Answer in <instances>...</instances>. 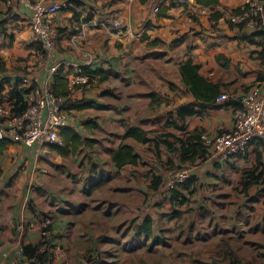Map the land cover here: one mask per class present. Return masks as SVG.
I'll use <instances>...</instances> for the list:
<instances>
[{"label": "crops", "instance_id": "crops-1", "mask_svg": "<svg viewBox=\"0 0 264 264\" xmlns=\"http://www.w3.org/2000/svg\"><path fill=\"white\" fill-rule=\"evenodd\" d=\"M33 1L51 4L57 0ZM65 1L69 2L70 8L66 14L56 17L59 31L68 27V30L62 31L57 39L58 61L80 60L83 52L88 51L93 58V65L89 70L99 69L104 72L102 74L104 77L93 75L95 80L87 88L69 90V95L62 98L65 108L72 113L75 121L64 130L65 138L60 134L64 144L59 147L65 146L67 152L61 154L60 149L53 147L54 152H57L54 156L57 161V174L61 173L60 168H64L62 158L78 153V149L85 145H89L93 157L90 159L91 171L87 176L89 180L86 181L84 189L89 196L69 197L67 193H57L55 197L58 199L54 200L57 206L52 212L58 221L62 220L60 224L64 225L72 213L76 212L75 217L84 214L82 223L85 232L87 231L84 247L92 249L87 259H91L93 264H114L119 256L107 250L98 254L94 248L107 243L105 237L108 222L117 221L119 217L124 218L128 212L139 208V187L134 186V181L139 178L140 166L145 162L139 148L147 146L151 151L158 153L157 148L165 146L170 157L168 166L175 168L174 164L178 163V158L181 161V153L179 149L174 151L169 149L167 142L178 147L180 144L176 142L175 137L185 139L187 134L196 129L203 131L202 136L216 134L230 128L233 123V110L236 105L230 101L218 106H209L206 109L209 116L193 115L185 120L176 117L180 106L195 101L192 94L186 100H182L173 91L175 86L180 88L185 86L180 64L191 59L200 65V73L207 80L220 83L223 93L228 90V83L231 80L239 79L240 83L253 81L258 73H261L260 78L263 77L264 66L257 58L256 51L259 47L236 39L237 31L231 29L227 21L223 20L217 25L210 21L212 13L219 12L228 16L245 0H221L219 4L211 7H204L195 0H187L184 4L168 0L165 3L166 9L157 15L152 11L154 0H147L145 3L140 0ZM26 11L22 9L21 0H0V85H3L0 93L4 95L2 99H6L5 101L0 98V104L11 102L9 91L14 83H18L19 89L26 87L17 80L19 71L44 76L54 64L53 60L45 58L39 50L28 24ZM110 14L122 20L129 28L104 25L103 17ZM76 24L83 25L86 32L84 39L76 34L74 28ZM71 27L74 28L72 35L69 32ZM219 55L229 59V67L225 68L217 61ZM237 64L243 68L241 75L234 71ZM64 68L69 80L74 68L67 65ZM258 83L264 84V79L256 84ZM75 91L81 100L72 103L71 98L74 96L72 93ZM30 93L29 88L25 92L26 97ZM241 93L228 95L236 97ZM167 99L171 102L167 103ZM67 103L71 104L67 106ZM86 103H88L86 107L80 106ZM157 108L160 112L173 116V122L178 125L174 127L170 122L171 118L164 119L167 129L179 131L182 128L184 135L173 131L164 133L163 136L156 135ZM193 117L195 124L189 127L183 125ZM81 129L88 131L89 135H83ZM129 129L145 135L149 141L144 142L135 136H127ZM73 136H76L75 139ZM74 144L79 145L75 150ZM0 145V264H29L33 258L27 257L24 253V246L29 243L40 244V251L48 250L49 258L46 264H72L65 252L62 254L63 257H53L51 252L53 245L48 234L46 235L48 237H45L44 231L41 234L34 233L29 227L42 218L40 195L46 199L52 193H39L20 186L21 181L29 176V172L20 169L22 155H8V151L11 149L29 151L28 148L21 143L13 142ZM128 149H131L136 158L127 157L126 163L119 166L115 154L125 153ZM254 157L253 154L232 156L224 162L213 161L208 157L204 161H212L215 168L227 170L245 163L250 165ZM34 162L31 160V175L38 168H42ZM188 163L192 164L187 162L180 165ZM253 167L255 168V165ZM237 173L241 181L236 184V189L231 190L225 185L215 195L211 194L209 189L198 188L194 182L189 188L177 187V190L188 198L183 205H173L172 191L167 187V197L176 212L171 215L173 220L179 218L180 237L184 246L196 247V251L185 250L186 253L178 259L181 264H193L195 260H199L201 264H264V185L251 183L245 176L246 172L232 171L233 179ZM257 173L258 171L255 172ZM148 176L147 178H152L149 189L158 190L161 185L155 189L151 184L155 177L159 176H153V173ZM2 178L6 185L1 181ZM114 180L119 183L115 187L104 189L103 192H100L101 185H96L100 181L101 184L103 181L110 184ZM96 192L100 196L94 203L89 204L91 195ZM194 197L200 206L198 209L196 206L193 207ZM31 203L33 205H29ZM23 221L27 224L26 230H22ZM124 221L126 220L123 219L118 226ZM150 221L151 233L139 231L140 225L144 222L138 224V232L142 233L140 234L142 237L153 235L157 239L154 230L156 224L151 218ZM85 232L75 231L73 234ZM134 236L135 232H132V240ZM159 244H164V240H159L156 245ZM74 256L78 258L79 264L84 261L81 260L79 253Z\"/></svg>", "mask_w": 264, "mask_h": 264}, {"label": "rangeland", "instance_id": "rangeland-1", "mask_svg": "<svg viewBox=\"0 0 264 264\" xmlns=\"http://www.w3.org/2000/svg\"><path fill=\"white\" fill-rule=\"evenodd\" d=\"M63 1L64 0H57L56 2H63ZM155 3L156 0L152 2V11L154 14L157 15L159 12L166 9L164 3L161 6L160 11L158 12L155 11L154 10ZM69 8L70 5L68 4L67 8L61 10L57 14V16L66 14ZM28 24L30 25L29 19H28ZM61 29L62 31H65L68 30V27L66 26ZM72 30H74L73 27H71V30L69 31L71 35H72ZM62 31H59L58 29V34L62 33ZM34 38L36 40L39 50L45 56V58H47L44 52L42 51V48L38 43L35 35ZM234 69H235L234 71L238 72L240 75L241 73H243V68H241L239 64H237ZM251 70L253 71L254 69ZM19 72L20 73H18V75L33 73V72H23V71H19ZM233 74L234 72H232V75ZM260 76L261 73H258L253 81L244 82V83H240L239 79L231 80L230 83H228L229 87L227 88L228 90L226 91V93L235 94V93L244 92L249 88L253 87L257 82L262 81ZM8 87H6V89ZM173 91L182 100H186L187 97H189L191 94L184 85L182 86V88H180L179 86H175V88L173 87ZM1 93H0L1 95L0 98L1 100H3L4 98L2 99V97L4 95H2ZM72 95H74L71 98L72 103L73 102L77 103L81 100V99L79 100L80 96L76 91L72 93ZM4 100L6 101V99ZM168 102L170 103L171 101L167 99V103ZM70 104L71 103H67V106H69ZM63 106H64V102H63ZM206 113H208V111H206L205 114ZM209 115L206 114V116ZM167 118H171L172 121L174 120L173 116H168L167 113L163 111L160 112L157 108L155 115L156 135L163 136L164 133H168L170 131H173L176 134L184 135V131L182 128H180L179 131L173 129L168 130L167 129L168 127H166L165 126L166 124L164 123V119ZM82 122L83 121H81V123ZM185 124L188 125V127L190 125L195 124V117L189 118L188 122L184 123L183 125ZM83 129L85 128L83 127ZM83 129H81V131ZM82 134L89 135V132L82 131ZM28 150L29 151L11 149L10 151H8V155H18V156L22 155L20 169L22 171L24 170L29 172V176L27 175L21 181L20 186H22V188L24 189L27 188L30 191H36L39 193L40 192L52 193L46 199L43 197V195H40L41 196L40 206L41 208H43L40 215H42L43 219L41 218V220L38 223H33V225H29V227H31L32 232L34 233L37 232L39 234H41L45 228L47 229V234L50 238L51 244L53 245V249H52L53 251L51 250V252L53 253V257L55 258L58 256L63 257L64 255L62 254L65 252V254L70 257L72 264H79L78 258L74 256L76 253H79L81 260H84L83 262H80L81 264H93L91 259L89 260L87 259L92 249H90V247L88 248V246L84 247L86 243L85 238L87 231L85 232L86 229L83 227L82 222L85 215L81 214V216L75 217L76 212L73 209V212L75 213L72 214L70 213L71 214L70 218L68 219V221L67 220L65 221V225H64L63 223L60 224V221L62 220L58 221L57 216H55V214L52 212V209H54L55 206H57L54 203V200L58 199L55 197V194L57 193H62V192L67 193L69 194V197L70 196L72 197V195H74L75 197L89 196V194H87L86 191H84V189L86 187L85 185L86 181L89 180L87 176L91 171V169L89 170L90 159L91 157H93L91 148L89 147V145H85L83 146V148L78 149V153H72L70 156L62 158V161L64 162V168H60L61 171L60 174H57V170H58L56 163L57 161L54 157L56 156L57 152L56 153L54 152V148L52 145L47 146L48 153H43L38 156H36L35 152L32 151L31 149L28 148ZM139 150L141 151L142 156L145 160V162L142 163V166H140L139 178L135 179L134 181V186L139 187V202H138L139 208L136 211L128 212L124 216V218L119 217L120 219L117 221L114 220L112 223L108 222L107 237H105V239H107V243H104L101 247L97 245V247L94 249L96 250V252H98V254L103 250L114 252L115 256H119L118 258H116V263L114 264H181L178 261V259H180L184 253H186L185 250L190 249L191 251H196V247L195 245H191L188 247L184 246L183 239L182 237H180L181 223L178 222L179 218L173 220V216L171 215V214L173 215L176 214V212H174V209L172 208L171 203L167 197V192H168L167 187L168 184L173 180V174H172L173 171L180 170L183 168L192 169L193 174L191 175V177H192V182H194V185L195 186L197 185L198 188L209 189L210 190L209 192L215 195L218 193V190L223 188L225 185L231 190L234 188L236 189L237 187L236 184L240 183L241 179H239L238 173L234 176L236 180L233 179L232 171L244 173L249 171L251 168H254L253 166L256 163V158H255L256 156L253 158L254 161L252 162V164L250 165L247 163L241 164L237 168L230 167L229 168L230 170L217 169L215 168L212 161H207V162L202 161V162H197L196 164L188 163L181 167L180 166L181 161L179 160L178 157H177L178 163H175L176 165L173 163L175 168L174 167L169 168L168 164L170 162V157H169V152L165 146L158 147L157 148L158 153H155L153 150L151 151L150 149L147 148V146L140 147ZM31 160H33V162L35 161L34 163L37 162L36 164L42 167V168H38L36 172L32 175L30 174V172H32ZM36 164H34V166H36ZM144 164L146 166H144ZM106 168L107 167H105V169ZM103 173L104 175H106L105 171ZM150 173H153V176L157 175L162 179L161 186L158 190L149 189V185H150L149 183L151 182L152 178L151 177L147 178V177H149L148 175ZM227 173H231V175H228ZM1 181L6 185V182H4L3 178ZM117 183L119 182H117L116 180L112 181L110 184H106V181H103V183L100 186V188H102V191L100 192H103L104 189L110 186L115 187ZM66 190L67 191L71 190V191L66 192ZM99 196L100 195H97V192L95 194H92L91 195L92 199L89 202V204L91 202L94 203V201ZM193 199H194L192 203L193 207L196 206L197 209L200 208V206L197 205V201L195 200V197ZM61 203L65 204L64 201H61ZM29 205H33V203ZM189 210L191 209L189 208ZM44 212H46V214H44ZM149 217L152 219V222L154 220V223L156 224L154 230L157 239L154 238L153 235H151V237L149 236L142 237L141 236L142 233L138 232V224L139 223L142 224L145 221V219ZM123 219H125L126 221H124L120 226H118V224ZM21 224H22V230H26L27 229L26 222L23 221ZM75 231H82L85 233L73 234L75 233ZM132 232H135V236L133 240L131 237ZM62 238H65L66 240L60 241V239ZM159 240H164V244L156 245L159 242ZM49 246L51 245L49 244ZM195 256L196 254L192 257L193 260ZM194 263L201 264L199 260H195Z\"/></svg>", "mask_w": 264, "mask_h": 264}, {"label": "built area", "instance_id": "built-area-1", "mask_svg": "<svg viewBox=\"0 0 264 264\" xmlns=\"http://www.w3.org/2000/svg\"><path fill=\"white\" fill-rule=\"evenodd\" d=\"M167 1L156 0L154 10L160 11ZM176 1L183 4L187 2ZM21 5L22 9L27 10L32 32L42 51L54 64L44 76L36 73L18 75L21 84L31 89L30 95L26 97L27 108L17 113L11 102L0 104V141L7 139L13 143H21L38 156L48 153L47 146L63 145L60 133L75 121L72 113L63 106V99L56 97L53 91L55 73L60 66H72L74 70L69 75L68 89L87 88L95 80V76L84 73L92 67L93 58L90 52L84 51L80 60L58 61L59 34L55 18L61 10L67 8V1L48 4L44 1L21 0ZM223 20L228 24H242L248 32L264 29V1L245 0L238 11H232L228 16L222 15L218 19L210 18L214 25ZM102 23L106 26L129 28L112 14L103 17ZM74 28L78 37L84 39L86 32L83 25L76 24ZM230 100H236L240 105L233 110L232 126L216 134L202 136L209 150V158L224 162L232 156L253 154L258 146L264 166V84L258 83L236 97L222 93L216 102L221 104ZM172 174L169 190L189 179L193 170L183 168L174 170ZM46 235L47 231L44 230V236L48 237Z\"/></svg>", "mask_w": 264, "mask_h": 264}, {"label": "trees", "instance_id": "trees-1", "mask_svg": "<svg viewBox=\"0 0 264 264\" xmlns=\"http://www.w3.org/2000/svg\"><path fill=\"white\" fill-rule=\"evenodd\" d=\"M142 3L147 2V0H140ZM196 3L204 6L211 7L219 4L221 0H195ZM239 8H236L234 11H238ZM160 13V12H159ZM222 16L219 12H214L211 14V18L218 19ZM231 29H236L235 38L248 42L251 45H255L259 47V50L256 51L257 58L261 61V64L264 66V29H258L253 32H248L242 24H229ZM217 61L225 68L229 67V59L223 55L217 56ZM84 73H90L91 75H99V77H104L102 74L103 71L96 70H85ZM180 73L182 76L183 83L185 84L188 91L194 96L195 101L189 102L187 104H183L177 109V118L181 120H185L187 117L193 115H203L206 112V109L211 105H220L216 102L217 98L223 93L221 89L220 83H213L207 80L200 73V65L195 64L191 59L184 60L180 64ZM67 71H65L64 66H60L57 72L54 75V83H53V91L58 98H63L69 95L68 89V78ZM264 79V76L261 77ZM19 81V79L17 78ZM3 90V85H0V91ZM29 88L22 87L18 88V83H14V86L9 91V96L11 103L14 105V110L17 113H21L27 108L26 94ZM230 103L239 107L236 100H230ZM86 104H80V106L86 107ZM174 127H178L176 122L170 121ZM169 122V123H170ZM66 129V128H65ZM64 129V130H65ZM62 130L61 136L66 137V132ZM203 131L200 129H196L191 133L187 134L185 139L175 137V140L178 147H174L173 143L167 142V146L172 151L180 150L181 153V163L191 162L194 164L195 162H202L207 160L209 157L208 147L205 145L202 139ZM127 136H135L136 138L141 139V141L147 142L149 141L148 137L142 134H137L133 129H129L127 132ZM64 137V138H65ZM76 136H73L75 139ZM71 139V138H70ZM72 140V139H71ZM11 142L10 140L4 139L0 141V144H6ZM77 140L74 141L76 143ZM1 146V145H0ZM61 150V154L67 152V148L65 146L52 145ZM78 144H74V150L78 148ZM1 150V149H0ZM254 156H256V164L254 170H249L246 173V177L250 179L251 183H261L264 185V166L261 161V152L258 146L254 149ZM127 157L136 158V155L132 154L131 149H128L125 153H117L115 154V160L119 166L124 165L126 163ZM171 163L172 160H171ZM182 167V165H180ZM258 171L257 174L255 172ZM162 183L161 177H155L151 186L157 189ZM193 184L192 177L187 179L186 181L178 184L175 188L171 189V202L173 205H183L188 201V198L182 194L177 187H185L189 188ZM96 185H101V181ZM140 232L151 233V221L150 218H147L144 223L139 227ZM41 245L38 243H29L24 246V253L29 258H33V261L29 262V264H46L48 261V250L40 251Z\"/></svg>", "mask_w": 264, "mask_h": 264}]
</instances>
